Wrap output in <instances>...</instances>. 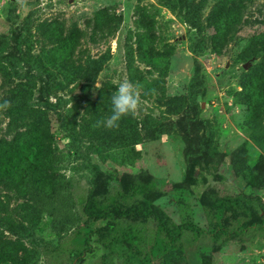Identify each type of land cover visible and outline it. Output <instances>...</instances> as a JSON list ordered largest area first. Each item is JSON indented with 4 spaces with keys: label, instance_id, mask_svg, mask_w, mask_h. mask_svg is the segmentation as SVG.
Listing matches in <instances>:
<instances>
[{
    "label": "rangeland",
    "instance_id": "rangeland-1",
    "mask_svg": "<svg viewBox=\"0 0 264 264\" xmlns=\"http://www.w3.org/2000/svg\"><path fill=\"white\" fill-rule=\"evenodd\" d=\"M10 6L13 22L7 20ZM192 12L200 30L183 19ZM260 34L264 0H0V35L6 39L0 98L14 90L29 95L8 129L10 119L0 111V137L39 122L68 159L61 171L77 213L74 226L56 237L27 198L0 187V264H124L121 256L105 253L95 235L82 241L87 197L111 211L160 209L174 223L203 229L225 196H247L264 215ZM59 38L75 41L70 59L57 57ZM153 55L167 59L163 71L162 63H151ZM123 80L139 90L137 115L122 118L118 128L95 127L111 114V96ZM255 89L260 98L252 109ZM88 135L100 154L88 147ZM247 217L241 209L225 210L218 222L229 229ZM119 222L126 230L135 225L143 239L161 234L152 217L143 231L136 217ZM113 223L114 217L89 222ZM26 226L33 243L20 235ZM180 238L181 250L149 264L166 258V264H264L261 227L215 240L183 230ZM3 252L13 261L1 262Z\"/></svg>",
    "mask_w": 264,
    "mask_h": 264
},
{
    "label": "trees",
    "instance_id": "trees-1",
    "mask_svg": "<svg viewBox=\"0 0 264 264\" xmlns=\"http://www.w3.org/2000/svg\"><path fill=\"white\" fill-rule=\"evenodd\" d=\"M190 15L192 16L183 14L184 21L200 30L198 18L193 15V12ZM239 17V14L235 13V19L238 20ZM14 19L13 6H10L7 11V20L13 22ZM255 39L257 43L260 42V45L264 46V35H257ZM58 41L61 45L60 48H56L57 57L60 61L70 59L73 55L75 41L70 40V38H59ZM5 47L6 39L0 35V55ZM150 61L155 65H159V62L162 63V66H160L161 71L164 70L167 63L166 58L154 55L151 56ZM191 88L192 84L189 83V90ZM256 90L251 91L252 109L254 108L253 103L256 102V105L258 103L253 99L260 98ZM19 93H22V90H14L0 98V103H3L4 100L11 102V107L4 110L10 119V122L6 125L7 129L10 127L11 122L14 123V120L18 121L20 119V114L25 109V98L29 95L24 98ZM85 137L92 140L89 135ZM92 142L88 147L93 152L100 154L98 144H95L94 140ZM67 161L68 159L66 160L63 151L51 145L47 131L39 122H32L24 127L22 132L16 130L6 138L0 137V187L13 189L21 197L27 198L33 211L37 215L44 216V227L48 228L56 237L74 226L77 221V213L73 207L70 191V182L61 171ZM257 206H252L250 198L242 194L218 198L217 204L212 211L215 220L209 222L207 219L208 228L203 229L189 221L174 223L160 209L159 211H154L150 208L138 207L133 209L129 207L117 210L114 206L111 211L106 206L91 205L90 198L87 197L82 207L83 214H85L82 229L85 234L81 239L86 241L90 235H95L97 243L101 245L105 253L121 256L124 264H149L152 258L158 259L176 250V247H178V251L181 250L179 242L181 240L180 234L183 230H189L195 236L205 233L211 236L213 240L217 239L220 234L235 235L245 230L257 229L258 227L264 230V215L258 212ZM235 209H241L245 217H249L241 220L238 225L226 229L222 224H219L218 219L225 210L233 212ZM200 210L202 215H206L203 207ZM127 215L138 218L142 231L146 220L152 217L156 223H154L156 232L161 234L154 235L148 240V235L146 236L147 238L143 239L138 234V228L135 225L131 229L126 230L120 226L119 218ZM113 217L114 223L111 226L92 227L89 224V222L103 219L112 221ZM23 234L30 236L31 241L34 240L33 231L29 227L23 228L20 235ZM146 244L147 248H144ZM12 261L13 258L8 253L3 252L1 262ZM167 261V258L164 259L163 264H166Z\"/></svg>",
    "mask_w": 264,
    "mask_h": 264
},
{
    "label": "clouds",
    "instance_id": "clouds-1",
    "mask_svg": "<svg viewBox=\"0 0 264 264\" xmlns=\"http://www.w3.org/2000/svg\"><path fill=\"white\" fill-rule=\"evenodd\" d=\"M141 104L137 86L129 81H120L116 91L111 96V114L103 120L96 121L95 127L118 128L119 121L127 116L135 117ZM11 107V102L4 100L0 103V111Z\"/></svg>",
    "mask_w": 264,
    "mask_h": 264
},
{
    "label": "built area",
    "instance_id": "built-area-1",
    "mask_svg": "<svg viewBox=\"0 0 264 264\" xmlns=\"http://www.w3.org/2000/svg\"><path fill=\"white\" fill-rule=\"evenodd\" d=\"M264 263V262H263Z\"/></svg>",
    "mask_w": 264,
    "mask_h": 264
}]
</instances>
